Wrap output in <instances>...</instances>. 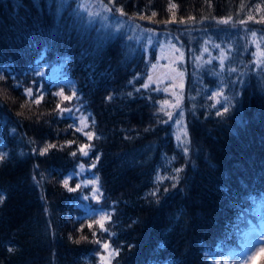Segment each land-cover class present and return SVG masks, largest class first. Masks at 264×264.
Here are the masks:
<instances>
[{"label": "trees", "instance_id": "16d2710c", "mask_svg": "<svg viewBox=\"0 0 264 264\" xmlns=\"http://www.w3.org/2000/svg\"><path fill=\"white\" fill-rule=\"evenodd\" d=\"M91 1L109 16L0 0V264H102L104 243L118 249L110 264H241L245 233L264 221V72L248 70L249 51L239 69L236 30L264 40V0ZM121 18L181 46L183 113L146 82L145 45ZM207 33L228 58L214 51L196 69Z\"/></svg>", "mask_w": 264, "mask_h": 264}, {"label": "rangeland", "instance_id": "374dc122", "mask_svg": "<svg viewBox=\"0 0 264 264\" xmlns=\"http://www.w3.org/2000/svg\"><path fill=\"white\" fill-rule=\"evenodd\" d=\"M74 4L76 5V12L72 13V16L77 20H79L80 15H86L90 18H93L94 16H105V14L106 17L109 16L107 11L103 10L104 8L91 0H74ZM89 13H92V15H89ZM116 26H118V28H123L125 39L130 43H134L135 45L141 42L145 45L144 63L147 66L148 71L146 82L150 85L158 87L168 96L171 102L166 104L167 108L180 105V113H183V106L181 105V103L183 98L182 89L185 82V70L183 67L185 57L184 51L181 49V46L176 44L174 36L169 33L170 31L154 32V30L139 29L136 25L127 22L122 18L118 21ZM239 27L242 28V26ZM226 29L236 30V28ZM113 31L115 33L116 28L112 29L111 33H113ZM236 31L238 32L237 41L241 45L242 53V59L239 64V69H243V67H245V63H243V55L245 56V52L249 51L250 57L248 58L246 67L251 73L255 74L256 76H260L264 72V56L260 55L261 53H264V40L261 36L257 35L258 33H256L255 30L249 29L247 26L243 27V30ZM253 32L256 33L255 37L252 36ZM214 33L215 32L211 34L214 35ZM211 34L207 33L200 40V42L202 41L200 45V51L203 53V56L200 57L199 60L195 59V64L193 67H195L196 69L202 68L203 63H205L206 61H210L211 54L214 51L216 52L215 57L217 58V60H219V58L217 57V55L219 54L224 55L223 60L225 61L228 58L227 55L229 54V51L227 48H218L215 45L210 44V41L212 39ZM200 35V33L197 34L193 31H189L188 40L191 42L197 41L200 39ZM153 65H155V67H153ZM220 67L223 68V66ZM216 69L219 72V66H217ZM240 72L242 73L243 70H240ZM57 75L58 72L56 70L52 72L53 77H56ZM245 75V72H243L241 74V77H244ZM261 87L264 88V83ZM224 100H226V98ZM231 101L232 99H230L228 105L227 102H225V108L229 107ZM178 119L181 123L183 116L180 115V118L178 116ZM183 132V126L181 125L180 130L177 131V134H179L177 136V138L179 137V142H183V139L180 137V134L184 135ZM245 238V254L242 264H244L245 257L253 248H255L256 252H259L260 247H264V222L261 224L259 230H251L249 233H247ZM258 256L259 255H257L256 258ZM255 260H252L251 264H253Z\"/></svg>", "mask_w": 264, "mask_h": 264}, {"label": "snow or ice", "instance_id": "6c2138e0", "mask_svg": "<svg viewBox=\"0 0 264 264\" xmlns=\"http://www.w3.org/2000/svg\"><path fill=\"white\" fill-rule=\"evenodd\" d=\"M116 2H118V0H116ZM241 7L243 8L244 5L242 4ZM169 8H170V10H174V9L176 8V5L173 4V3H171V0H170V3H169ZM256 9H257V11H264V10L260 9V6H259V5L256 6ZM103 10H104V11H109L110 9H108L107 7H105ZM115 11H118V12L121 13V15H124V12H123L121 9H119V8H116ZM89 15H92V13H89ZM155 15H156V14L153 13V16H155ZM141 18H143V17H141ZM249 18H250V19L252 18L251 13L249 14ZM189 19H191V17H190ZM230 20H231V17H229V18L226 19V20H221V21H217V22H218V23H228ZM181 22L183 23V21H181ZM260 22H264V17L261 18V21H260ZM239 23H245V21L241 20V21H239ZM252 36L255 37V36H256V33L253 32V33H252ZM254 42H255V41H254ZM181 55H182V54H181ZM260 55L264 56V53H261ZM197 59L199 60V58H197ZM153 67H155V65H153ZM181 75H182V73H181ZM27 95H29V96L32 95L31 90H29V91L27 92ZM219 96H221V93H220V92H217V93H215V94L213 95L212 99L216 100ZM65 99H69V98H68V97H65ZM34 102L38 103L39 101L37 100V101H34ZM217 102H218V101H217ZM166 103H167V102H165V104H166ZM162 107H163V106H162ZM66 110H67V109H61V111H66ZM224 111L227 112L228 109L225 108ZM165 114L168 115V116L171 118V113H170V112H169V113H165ZM220 114H221V113H219V112L217 113V115H220ZM81 124L84 125L85 127L87 126V125L84 124L83 119H81ZM87 135H88V138H89V139H92V134H91V133H87ZM178 139H179V137H178ZM54 147H56V146H55V145H47V146H45L44 148H42V149L39 150V151H40V154H41V155H44V154H45L50 148H54ZM89 147H90L89 145H83V146H81V147H80V152H81V154L87 156V155H88V151H86V148H89ZM73 155H75V153H73ZM4 158H5L4 155H3V154H0V161H2ZM178 171H179V170H178ZM64 185H65V187H67V185H68V181H67V180L64 181ZM173 187H175V185H173ZM72 190H73V189H69V191H72ZM165 191H167V189H165ZM151 195L155 196L156 193L153 192V193H151ZM2 201H3V196L0 195V202H2ZM104 219H105L104 217H101V220L96 221V223H98V224L100 225L101 229H103V227H104V225H103V221H104ZM91 226H92V225L90 224L89 227H91ZM93 235H95V233H93ZM82 238H83V237H82ZM97 243H99V241H97ZM102 247L105 249V251H107L108 256H107V258L104 257V256H101V257H100L101 262H102V264H110L111 259H112L115 255L118 254V249H117V250H113V249H111L108 243H104V244L102 245ZM9 251H13V249H9ZM261 254H264V247H260L259 252H256L255 248H253V249L248 253V255L245 257V259H244V264H251V261H252V260H255L256 256H257V255H261Z\"/></svg>", "mask_w": 264, "mask_h": 264}, {"label": "bare ground", "instance_id": "6f19581e", "mask_svg": "<svg viewBox=\"0 0 264 264\" xmlns=\"http://www.w3.org/2000/svg\"><path fill=\"white\" fill-rule=\"evenodd\" d=\"M3 144H4V142H3ZM1 145H2V143H1ZM252 190H253V188H249V189H247V192H246V195H249V193L250 192H252ZM218 235V234H217ZM211 239V238H210ZM223 239V237H219V240H222ZM241 250H242V252L240 253V255L242 256V254H243V249H242V247H241Z\"/></svg>", "mask_w": 264, "mask_h": 264}]
</instances>
